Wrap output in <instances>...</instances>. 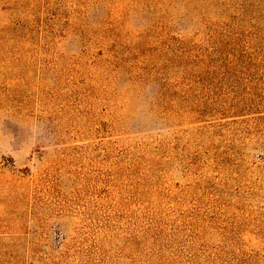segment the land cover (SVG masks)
Listing matches in <instances>:
<instances>
[{"label": "rangeland", "instance_id": "rangeland-1", "mask_svg": "<svg viewBox=\"0 0 264 264\" xmlns=\"http://www.w3.org/2000/svg\"><path fill=\"white\" fill-rule=\"evenodd\" d=\"M256 112L264 0H0V264H264Z\"/></svg>", "mask_w": 264, "mask_h": 264}, {"label": "trees", "instance_id": "trees-1", "mask_svg": "<svg viewBox=\"0 0 264 264\" xmlns=\"http://www.w3.org/2000/svg\"><path fill=\"white\" fill-rule=\"evenodd\" d=\"M256 113H258V115L252 118L234 120L232 123L208 124L206 126L192 128L190 132H193L194 134L202 135L218 130L223 132L224 130H227L234 133L238 131V129L241 127H245L246 129V128H256V127L264 126V114H261L263 112H256ZM185 132L189 133L188 130H186Z\"/></svg>", "mask_w": 264, "mask_h": 264}]
</instances>
